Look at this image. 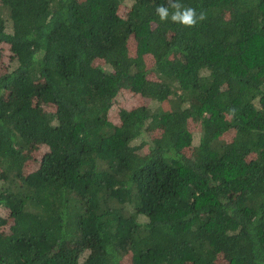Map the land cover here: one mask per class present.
Here are the masks:
<instances>
[{"label":"trees","instance_id":"trees-1","mask_svg":"<svg viewBox=\"0 0 264 264\" xmlns=\"http://www.w3.org/2000/svg\"><path fill=\"white\" fill-rule=\"evenodd\" d=\"M126 1L0 0V264H264V0Z\"/></svg>","mask_w":264,"mask_h":264},{"label":"rangeland","instance_id":"rangeland-1","mask_svg":"<svg viewBox=\"0 0 264 264\" xmlns=\"http://www.w3.org/2000/svg\"><path fill=\"white\" fill-rule=\"evenodd\" d=\"M126 2H127V4H130V2L128 0ZM120 14L125 17L127 15V10L125 8L121 7L120 8ZM99 61H103V60L101 59ZM143 99H146V97L134 96V98H132L131 100H128L124 96L119 95V98L116 100V102L119 106L124 105V106H128V107H133L134 105H138V104L144 102ZM42 108L44 111H47V112H51L53 110V107L51 105H42ZM111 119L114 122H118V117H117V113L115 110L111 114ZM197 124L198 123H192L191 124V128L195 131H198L200 129V127ZM153 134H155V132H153ZM231 136H232L231 130L228 131L227 133H225V138L227 140H230ZM198 141H199V136H196V144L198 143ZM28 146H29V152L31 153V158H34L35 156H39V154L41 153V148L39 146L37 148H35V146L31 145V144H29ZM31 162L29 163L30 164L29 167L35 168V163L32 165ZM72 247H73V245H69L68 246L69 250ZM95 251L96 250H94V252Z\"/></svg>","mask_w":264,"mask_h":264},{"label":"clouds","instance_id":"clouds-1","mask_svg":"<svg viewBox=\"0 0 264 264\" xmlns=\"http://www.w3.org/2000/svg\"><path fill=\"white\" fill-rule=\"evenodd\" d=\"M170 7L175 9L171 15V20L173 22L181 23L184 26L191 27L197 22V14L193 8H182L179 3H171ZM157 15L163 21L169 17V10L167 7L159 6L156 9ZM199 19H203V14L200 15Z\"/></svg>","mask_w":264,"mask_h":264}]
</instances>
